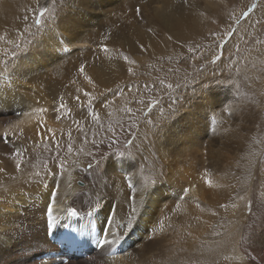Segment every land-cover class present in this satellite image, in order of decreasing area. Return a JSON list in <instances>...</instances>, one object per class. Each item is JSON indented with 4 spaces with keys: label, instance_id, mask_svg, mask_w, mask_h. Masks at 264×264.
Masks as SVG:
<instances>
[{
    "label": "bare ground",
    "instance_id": "bare-ground-1",
    "mask_svg": "<svg viewBox=\"0 0 264 264\" xmlns=\"http://www.w3.org/2000/svg\"><path fill=\"white\" fill-rule=\"evenodd\" d=\"M140 3L141 0H87V3H80L72 9V13L77 18L83 17L82 26L78 30L79 35L75 39L69 37L64 40L63 51L57 50L39 63L27 52L13 60V65L17 67L15 73L18 77L11 79L10 76L4 79L0 76V102H3L2 110H0V152L16 155L19 150L21 155H16V157L17 160L19 158L22 161L33 149L43 148L47 141L46 137L51 134L48 129H55L52 101L61 96L65 100L66 98L71 100L72 97L80 94L76 92L77 87H91L82 76L77 74L81 63L87 65L85 70L96 80L98 88L107 87L121 79L125 73V64L118 59L111 60L108 56L116 55L118 52L123 56L142 54L143 51L136 41L144 44L146 49H154L157 45L155 35L146 31L149 25H152L151 28L155 34L159 31L156 29L161 28L172 31L176 35L194 30L197 32L196 28L200 24L199 16L192 12L191 14L185 12L197 5V1H189L186 5L183 0H146V3L141 4L143 20L135 16L133 11ZM208 5L210 2H204L202 6L206 8ZM95 9L107 10L99 13ZM261 13L264 14V0L260 1L259 6H256L236 31L244 28ZM8 17L9 15L0 9V33L4 32L9 22ZM261 20L264 22V17ZM90 27L94 29L91 30ZM62 30V27L58 28L57 32ZM260 30L258 26L252 31L259 34ZM108 33H111V38L104 40V35ZM235 38L232 39L235 40ZM250 38L244 37V40L252 43ZM244 40L243 37L240 40L241 48L244 45V48L249 46L248 43L244 44ZM258 44L263 51V44ZM98 45H106L109 51L105 53ZM31 50V45H29L28 51ZM261 57L263 62L254 61V65L258 68L264 65V54L259 55V60ZM110 64L115 65L111 71L108 70ZM251 71L253 86H256L255 80L260 79L259 85L264 88V75L261 76V71L258 73L253 72V69ZM259 85L256 86L257 89H253L260 91ZM75 86L77 87L74 89ZM197 102L199 107L193 109L196 115L185 116V120L180 121V126L186 127L187 131L179 139L170 138L163 133L166 140L158 139V145L151 147L155 150L152 156H149L151 154L147 152L149 155L146 154L148 158L146 161L153 173L162 169L165 175L158 179L154 186L150 215L140 218L138 227L131 234L114 238V235L109 234V230L112 234L121 231L118 225L122 222V217L125 215L127 217V214L131 212V207L126 202L128 197L134 195L137 201L139 199L140 182L135 160L131 162L130 158L119 157L109 159L104 165L103 176L96 181L94 179L91 181L82 169L73 171L68 181L57 180L55 173L49 171V167L41 169L44 166L39 164L42 166L39 167V171L27 172L26 175H21L19 180L15 182L12 180L9 182L10 185L5 186L3 183H8L9 176L0 172V194L24 188L22 191L9 193L0 199V264H165L161 258L163 248L168 242L173 245L183 238L180 223L176 220L175 214L180 210L179 213H182L186 208H190L195 212L196 217H199L200 213L204 216L209 209V203L216 201L218 193H221L218 189L221 184L214 181L217 175L214 164L219 159L224 162L228 158V152L224 150L221 155L219 154L220 156L216 154V143L218 149L220 145L217 139L225 137L223 149L230 143H235L237 139L236 133L232 136L228 135L229 131H225L228 126H223L224 129L219 131L209 127L208 110L205 109L207 101ZM39 109H46V111H38ZM187 110L188 105H185L182 114L185 115ZM261 112L264 117V106ZM177 120L179 117L171 124L173 127L176 126L175 121ZM230 122L232 123V120ZM239 128H242V125ZM239 128L234 131H239ZM210 129L213 131L209 132ZM5 132H7V137L3 136ZM85 136L86 134L83 135ZM263 139L259 138L257 143L251 146L252 155L247 164L250 165L249 162H259L263 159L260 158L261 150L264 148ZM184 140L187 141L183 142ZM99 142L91 141L85 144L95 149ZM179 142L183 144L178 148ZM260 144H262L261 150L259 149ZM190 150L193 153L192 161L188 162L183 154ZM33 164L26 161L23 163V168L25 171L28 168L32 170ZM260 166L258 170L253 168V172H259L264 180V163ZM37 172L40 173L39 177L35 176ZM76 179L83 180L85 185L78 186L75 184ZM206 179H210L213 186L209 187L205 182ZM129 181L132 187H129ZM184 188H189L191 191L188 197L181 200L180 196ZM53 192L56 193V203L53 205V216L56 220L50 231L60 233L59 231L65 228L80 231L90 246L86 257L79 255L77 258L69 259L66 263L52 258L44 261L42 255L52 247L45 233L44 210L51 202L50 193ZM97 203L99 207H96ZM177 205L180 206L177 207ZM204 223L197 221L194 228L201 230L204 228ZM153 228L157 229L155 233H153ZM150 235L154 236V239L150 240L148 238ZM256 242L257 244L250 250H253L254 256L261 260V264H264V228L261 229ZM80 247L81 245L74 246L76 251ZM40 255L41 257H38ZM248 256L249 253L246 255L245 263L254 264Z\"/></svg>",
    "mask_w": 264,
    "mask_h": 264
},
{
    "label": "rangeland",
    "instance_id": "rangeland-1",
    "mask_svg": "<svg viewBox=\"0 0 264 264\" xmlns=\"http://www.w3.org/2000/svg\"><path fill=\"white\" fill-rule=\"evenodd\" d=\"M189 1L198 2L197 5L194 4L196 7L192 6L185 11L199 16L200 24L196 28L197 32L194 30L195 32L191 31L176 35L164 28L156 29L159 31L154 36L157 39V45L154 46V49H146L138 55L126 54L130 60L135 61L131 65L122 59L123 55L120 52L108 56V58L111 57V60L118 59L125 64V77L123 76L113 85L99 87L101 89L98 86L92 89L91 87L83 88L92 93L94 98L91 101L89 97L83 95V92L76 95L80 97L79 101L75 99L76 96L72 97L71 100L70 98L64 99L63 102L66 104V108H60L61 101L59 98L53 100L55 129L53 128L51 134L46 137L45 140L47 141L43 148H35L25 156L26 161L30 164L34 163L32 170L28 168L25 171L23 163L26 161L22 160L21 170L17 172L15 166L17 162H21L20 159L17 160L14 153L7 155L0 152V167L5 170L3 171L4 175L9 176L8 183H3V185H10L9 182L13 180L11 179L13 176L16 179L12 182H15L20 179L21 175H26L27 172L39 171L45 163L49 167V171L55 173L57 180H70L72 172L77 169H82L91 178V181L93 179L95 181L99 180L105 172L104 165L109 159L113 157L129 158L118 155V153H126L129 150L125 145V141L129 138L134 139L135 144L138 145V148L133 149L134 157L130 160L131 162L135 160L137 175L139 182H141L144 177L155 174L147 163V155H149L147 152L151 154L149 156H152V152L155 150L151 147L155 144L158 145L157 136L153 134V130H150L151 126H146L147 119L155 120L156 108L149 112L146 106L152 99H162L166 103L168 93L172 91L167 88L168 84H172L173 88L176 89L172 93L173 95L183 96L185 99L191 98L193 95L192 89L196 88L197 95L202 96L199 101L202 103H205L204 100L207 101L205 109L208 110L209 127L219 131L224 129L223 126H228L226 127L229 131L228 135L233 136L236 133L237 139L235 143H230L224 149L225 137H220V140L217 139L220 145L218 149L216 143V154L221 155L224 150L228 152V158L224 162L219 159L214 164L215 173L217 174L214 181L221 184L218 188L221 192L218 195H222L221 199L217 196V202L209 203L208 213L206 212L208 215L201 216L203 214L200 213V218L196 217L195 212L190 208H186L185 212L179 213L180 210L179 214H175L177 216L176 220L180 223L183 238L173 245L168 242L167 245H169L163 248L161 258L165 264H246V255L249 253L254 256L253 250H250V248L257 244L256 240L261 229L264 228V215H261L258 209V201L264 195V180L260 177L259 172H253V168L258 170L261 163H264V148L261 150L262 144H260L259 149L261 150L260 158L263 159L259 162H249L251 166L247 164L252 155L250 152L251 146L257 143L259 138H264V117L261 112L264 106V97H261V95H264V88L259 85L260 79H256L255 84L256 86L259 85L261 89L260 91L253 89H257V87L253 86V80L251 79V69L257 73L261 71V76L264 75V65H260L261 68L254 65V61H257V63L263 62L262 57L259 60V55L264 54V22L261 20L264 14L261 13L260 17L251 20L244 28H241L242 30L239 29L238 32L236 30L243 25L245 18L249 17L256 6H259L260 1L263 0ZM204 2H210V5L204 8ZM77 4H80L79 0H77ZM45 8L49 9V12L45 13L40 27L52 23L53 19L56 24H60L59 18L69 12V7L64 0H0V9L9 15V22L5 27L7 30L4 29V32L0 33V76H3L4 79L10 76L11 79L18 77L15 73L17 67L13 65V60L25 53V49L29 50V41L33 40V34L38 31L35 20L39 18V12ZM104 10L107 9H95L99 13H103ZM200 12H204L205 15L201 16ZM245 12L248 13L247 16L243 15ZM53 13L54 16L51 15ZM25 16L28 17L27 20L24 19ZM258 26L261 30L259 34H255L256 30H252ZM25 29H28V31H25ZM90 29L93 30L94 27H90ZM168 35H172L173 39L168 40ZM234 37H236L235 40L232 39ZM242 37L243 40L244 37H251L252 43L244 40V44L248 43L249 45L247 48H244L245 45L243 48L240 46ZM255 43H257L256 46H254ZM258 43L263 44V51ZM16 45H19L20 48L18 49ZM189 47H194L195 50L189 52ZM221 52L220 61H217L216 64L207 63V60L213 54H220ZM169 57H171V60H169ZM201 65H203L202 73L197 71ZM129 67L133 68V73L127 71ZM169 69L172 70L169 71ZM185 76L189 79L193 76H199V79L185 87ZM256 77L254 76V78ZM212 79H218L223 83L220 85L213 84L211 92L205 88L201 93L199 85L201 83L207 85L208 81ZM161 80L164 81L163 84L160 83ZM177 84L180 85L179 88H177ZM117 85H119V88H117ZM106 88H111L112 91L107 92L105 91ZM140 100H143L144 103H139ZM105 104L108 107H105ZM227 105H231L234 109L232 116L221 111V108ZM125 108H131L132 113L124 111ZM109 113H111V116ZM93 114L99 115V122L92 119ZM181 115L183 114L181 113ZM178 117H174L173 121ZM231 120L233 124L230 122ZM117 121L124 126L123 130L117 126ZM173 121L169 122L170 125ZM134 122L136 126H132ZM240 124L243 129L239 128ZM109 125L115 128L114 133L108 130ZM81 128L83 131L80 130ZM238 128L239 131H234ZM213 129H210L209 132H212ZM69 133H71V140L69 139ZM132 133H135V136ZM145 133H147V138H145ZM84 134H86V138L83 137ZM159 138L162 141L166 140L163 133L160 134ZM84 141L86 143L103 141V143L99 142L98 147L92 149ZM185 141L187 140L183 142ZM183 142L177 144L178 148ZM57 143L60 145L59 159L54 161L52 157L57 156L55 150ZM69 144L74 150L67 154ZM164 146L166 145L164 144ZM46 148L51 150H45ZM81 148L84 153H94L97 159L101 155L107 154L102 169L88 168L92 157L81 154L79 151ZM62 150H64V153H62ZM184 153V158L191 162L192 151H185ZM61 160L64 161L63 168L60 167ZM75 184L78 186L85 185L84 181L80 179H76ZM22 190H24L23 187L14 192L0 194V199L9 193H17ZM237 196H243L245 199H237ZM219 200L220 202H218ZM246 201L252 202L253 212L257 213L255 223H253L254 217L250 216L245 209ZM225 203L229 204L228 210L220 208V205ZM233 203L237 205L235 209L231 207ZM213 212L217 214L213 215ZM125 216L122 218L126 219ZM194 217L195 219H193ZM197 221L201 223L206 221L204 223L205 229H195L194 226ZM249 234H254L251 239L241 240V236L248 237Z\"/></svg>",
    "mask_w": 264,
    "mask_h": 264
},
{
    "label": "snow or ice",
    "instance_id": "snow-or-ice-1",
    "mask_svg": "<svg viewBox=\"0 0 264 264\" xmlns=\"http://www.w3.org/2000/svg\"><path fill=\"white\" fill-rule=\"evenodd\" d=\"M64 2L66 5H68L69 12L64 17L61 18L60 24H56V21L53 19L52 23L46 24L43 27H40L42 24L45 13L49 12V9H47V8L41 10L38 14L39 18H37L35 20V25L38 27V31L33 34V37H34L33 40L29 41V44L31 45L32 50L29 52L27 49H25V51L37 63H39L41 60L46 59L49 55L53 54L57 50L63 51L64 50L63 41L68 39L69 37H71L72 39H75V37L77 35H79L78 30L82 26L83 17L77 18V16L74 13H72V11H71L72 8L78 6L77 0H64ZM79 3H82V4L87 3V0H79ZM143 3H146V0H141V3L138 4L133 10L135 16L139 17L141 20H143V14H142L143 10L141 7V4H143ZM183 3L187 5L189 3V0H183ZM199 14L201 16L205 15L204 12H200ZM51 15L54 16V13ZM243 15L247 16L248 13L245 12V13H243ZM24 19L27 20L28 17L25 16ZM61 27L63 30L60 32H57V29L61 28ZM25 31H28V29H25ZM146 31L155 35V32H154L153 28H151V27H148L146 29ZM110 38H111V33L105 34L103 37L104 40H109ZM167 39L172 40L173 36L168 35ZM136 43L142 51H146V47L144 44L140 43V41H136ZM16 47L18 49L20 48L19 45H16ZM98 47H100L102 49V51H104L105 53H107L109 51L106 45H98ZM220 47H222V46H220ZM194 50H195L194 47L188 48L189 52H193ZM237 50H239V49H237ZM221 56H222V52L220 54H213L211 56V58L207 60V63L216 64L217 61L221 60ZM109 59H111V57H109ZM122 59L129 65L135 63V61L130 60L129 57L126 55L122 56ZM169 60H171V57H169ZM86 66L87 65L85 63H81L79 68H78L77 74L79 76H82L83 80L88 85H90L92 88H96L97 82L93 78V76L89 75L88 72H86V70H85ZM149 67H151V65H149ZM114 68H115V65L110 64L108 70L111 71ZM26 70H30V69H26ZM171 70L172 69H169V71H171ZM127 71L129 73H133V68L129 67L127 69ZM197 71L202 73L203 65H201L200 69H197ZM198 79H199V76H193L191 79H189L187 76H185L184 77V86L187 87V85L192 84L194 81H196ZM72 83H75V81H72ZM160 83L163 84L164 81L161 80ZM222 83H223V81H220L218 79H212V80L208 81L207 85L201 83L199 85V88L201 90V93L203 92V90L205 88H207L209 90V92H211L213 84L220 85ZM145 87H147V85H145ZM179 87H180V85L177 84V88H179ZM117 88H119V85H117ZM167 88L171 89L172 91L168 93V98H167L166 103L163 102L162 99H152L150 101V103L146 106L148 108L149 112H151V110L153 108H156V113H157L155 120H152V119L146 120V126H151L150 130H153V134L157 136V139H159L160 134H162V133L166 134L170 138L179 139V137L187 131L186 127L180 126V121H184L185 116H195L196 115V113L193 109L195 107H199V104L197 103V101L202 99V96L197 95V89L193 88L192 89V94H193L192 97L189 99H185L183 96L172 94L176 91V89L173 88L172 84H168ZM76 91L77 92H83V95L85 97H89L90 101H91V99L94 98L92 96V93L84 90L83 88L77 87ZM105 91L111 92L112 89L106 88ZM59 99L61 101L60 108H66V104L63 102L64 97L61 96V97H59ZM75 99L77 101H79L80 97L76 96ZM139 103L143 104L144 101L140 100ZM2 104H3V102H0V110H2ZM185 105H188V110L185 113V115H181L182 111H184V109H185ZM104 106L108 107L107 104H105ZM123 110L128 112V113H132L131 108H125ZM38 111H46V109H39ZM57 111H59V109H57ZM221 111L224 113H227L229 116H232L234 114V109L232 108L231 105H227V106L222 107ZM109 115L111 116V113H109ZM178 116H179V120L175 121L176 126L173 127L172 125H170L169 122L173 121V118L178 117ZM57 118L59 119V117H57ZM92 119L94 121L99 122L100 117L98 114H93ZM117 126L123 130L124 126L122 124H120L119 121H117ZM132 126H136L135 122ZM12 127H15V126H12ZM80 130L83 131L82 128ZM108 130L110 132H113V133L115 132V128L112 125H109ZM48 131L51 132L52 130L48 129ZM225 131H228V130L225 129ZM21 135H23L22 132H21ZM132 135L135 136V133H132ZM3 136L7 137V132H5L3 134ZM145 138H147V133H145ZM69 139L71 140V133H69ZM101 143H103V141H101ZM125 145L128 147L129 150L126 153L125 152L118 153V155H120L122 157L127 156L129 158H133L134 157L133 149L138 148V145H136L134 142V139H131V138H129L125 141ZM109 146H111V145H109ZM59 148H60V145H59V143H57L55 145V150L57 151V156L52 157V159L54 161L59 159ZM45 150H51V149L46 148ZM79 151L82 154H86V155H89L92 157V160L88 164V168L94 169V170L102 169L103 164L106 161L107 154L101 155L99 157V159H97L96 155L92 152L84 153V150L82 148L79 149ZM71 152H72V146H71V144H69L67 146V154H70ZM16 155L17 156L21 155L19 150H17ZM21 163H22V161L16 163L15 167H16L17 172H19L21 170ZM44 167L47 168L46 163L44 164ZM60 167L61 168L64 167V161L63 160L60 161ZM3 171H5V170L3 168H0V172H3ZM164 175H165V173L161 169L160 171L155 172L154 175L146 176L143 178V180L140 182L138 201L136 199V196H134V195H130L126 201L129 204V206L131 207V212L127 214L126 219L122 218V222L118 225V228L121 231L118 232L117 234H112L111 230H109L110 235H114V238H116L118 236L131 234V232L134 231L136 227H138L139 219L142 218L143 216L150 215L151 209H152V203H153L151 197L154 194V186L156 185L157 180L162 178ZM35 176L39 177L40 173L37 172L35 174ZM11 179L15 180L16 177L13 176V177H11ZM205 182L209 185V187L213 186L212 181L210 179H206ZM129 187H132L131 181H129ZM5 191H7V189H5ZM133 191H135V189H133ZM190 191H191V189H189V188L182 189V195L180 196V199L183 200V199H185V197H188ZM50 198H51V202H49L46 205L45 210H44L45 233L46 234L48 233V230L53 227V225L55 224V220H56V218L53 216V205L56 203V193L55 192L50 193ZM237 199L244 200L245 198L243 196H237ZM179 206L180 205H177V207H179ZM96 207H99L98 203H97ZM231 207L233 209H235L237 207V205L235 203H233V204H231ZM220 208L228 210L229 204H226V203L221 204ZM245 209L250 216L254 217L253 223H255V218H257V213L253 212L251 201H246ZM258 209H259L261 215H264V195H262V197L258 201ZM216 214L217 213L213 212V215H216ZM156 230H157L156 228H153V233H155ZM160 230L162 231V227ZM253 235L254 234H249L248 237L241 236V240L251 239ZM148 238L151 240V239H154V236L150 235ZM105 243H109V241H105ZM248 259L253 261L254 264H261V260H258L256 256H252L249 254Z\"/></svg>",
    "mask_w": 264,
    "mask_h": 264
}]
</instances>
